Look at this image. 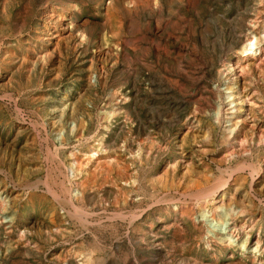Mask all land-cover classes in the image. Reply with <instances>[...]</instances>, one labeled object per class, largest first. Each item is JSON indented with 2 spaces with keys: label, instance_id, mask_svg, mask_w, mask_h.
I'll return each mask as SVG.
<instances>
[{
  "label": "rangeland",
  "instance_id": "374dc122",
  "mask_svg": "<svg viewBox=\"0 0 264 264\" xmlns=\"http://www.w3.org/2000/svg\"><path fill=\"white\" fill-rule=\"evenodd\" d=\"M144 2L0 0V264H264V96L255 94L264 42L254 46L252 61L236 64L237 49L229 51L224 61L237 76L224 74L223 61L208 67L201 59L198 25L207 9L219 6L226 29L243 21L245 42L262 35L264 0H153L162 16L149 21ZM162 67L179 75L187 111L202 99L203 86L231 78L245 87L252 117L236 119L243 134L226 138L234 145H220L222 127L214 150H200L203 160L184 156L187 168L178 145L147 162L168 139L200 135L172 129L148 150L147 133L158 134L146 128L147 104ZM190 119L186 114L182 122ZM91 148L95 158L81 155ZM245 158L260 178L240 174L243 187L233 200L219 193L210 203L161 191L163 173L181 181L195 176L197 165Z\"/></svg>",
  "mask_w": 264,
  "mask_h": 264
},
{
  "label": "bare ground",
  "instance_id": "6f19581e",
  "mask_svg": "<svg viewBox=\"0 0 264 264\" xmlns=\"http://www.w3.org/2000/svg\"><path fill=\"white\" fill-rule=\"evenodd\" d=\"M241 1V0H240ZM153 0H145L142 5L143 10H146L147 16L146 21L152 20V16L159 15L162 16V7L157 4H153ZM197 3V2H196ZM261 7L259 6L258 15H264V7L263 3ZM196 5V4H195ZM185 7V6H184ZM256 10V9H255ZM117 11V10H116ZM207 16H200L199 19V27H200V41L202 44V48L199 51L201 59L208 67H214L216 62L223 61L222 66L224 67V74L229 72L232 75L237 76L235 69L231 66L228 61H224L226 55L229 51L233 49H237V58L236 64L243 59H256V50L259 41L263 40L264 42V29L262 31V35L259 34L258 37L252 36L245 40H242V31L240 30L243 26V21L241 24H238V27H232L231 29H226L222 25H224L220 19H218L217 15L220 13V7L212 5L211 8L206 10ZM240 13V12H239ZM136 14H132V18H136ZM231 16V15H230ZM213 17H215L213 19ZM257 17V16H256ZM139 18V17H138ZM161 19V18H160ZM183 19V18H182ZM226 19V18H225ZM263 19V18H262ZM133 21V20H132ZM226 21V20H225ZM135 22V21H134ZM220 24H219V23ZM258 22V21H257ZM132 23V22H131ZM145 23V22H144ZM180 23V22H179ZM228 23V22H227ZM263 23V22H262ZM162 24V23H161ZM237 24V23H236ZM159 25V24H158ZM167 25V24H166ZM262 25V24H261ZM260 25V26H261ZM171 26V25H170ZM137 27V26H136ZM147 27V26H146ZM180 27V26H179ZM178 27V28H179ZM257 27V25L255 26ZM130 28V27H129ZM243 28V27H242ZM131 29V28H130ZM182 30V29H181ZM177 31V30H176ZM147 33V32H146ZM155 33V31H154ZM159 33V32H158ZM177 33V32H176ZM181 33V32H180ZM156 34V33H155ZM136 35V33H135ZM152 35V34H151ZM187 35V34H185ZM188 36V35H187ZM162 38V37H161ZM135 41V40H134ZM132 43V42H131ZM155 43V42H154ZM160 44V43H159ZM134 45V44H133ZM131 46V45H130ZM193 46V45H192ZM256 46V48H254ZM178 47V46H177ZM186 47V46H185ZM261 47V46H260ZM187 49V48H185ZM134 50V48H133ZM154 50V49H153ZM236 51V50H235ZM143 52V51H142ZM165 52V51H164ZM171 52V51H170ZM184 52V51H183ZM188 52V51H187ZM147 53V52H146ZM196 53V52H195ZM264 53V52H263ZM184 56V55H183ZM194 56V55H193ZM192 56V57H193ZM258 56V55H257ZM147 57V56H146ZM198 57V56H197ZM199 57V58H200ZM252 57V58H251ZM159 58V57H158ZM200 60V59H199ZM259 60V58H258ZM183 61V60H182ZM131 62V61H130ZM242 62V61H241ZM247 62V61H245ZM256 62V61H254ZM142 63V60H141ZM250 63V62H249ZM252 63V62H251ZM147 64V63H146ZM200 64V63H198ZM205 64H203L205 66ZM232 64V63H231ZM193 65V64H192ZM191 65V66H192ZM243 65V64H242ZM132 66V65H131ZM149 66V65H148ZM155 66V65H154ZM188 66V65H187ZM197 66V65H196ZM202 66V65H201ZM202 66V67H204ZM240 66V63L239 65ZM245 66V65H244ZM195 67V66H193ZM200 67V66H198ZM237 67V66H236ZM253 67V66H252ZM244 68V67H243ZM176 69V68H175ZM131 70V69H130ZM180 70V69H179ZM199 70V69H198ZM246 70V69H244ZM151 71V67H150ZM176 71V70H175ZM182 71V70H181ZM138 72V71H137ZM201 72V70H200ZM243 72V71H242ZM204 73V72H202ZM131 74V73H130ZM255 74V73H254ZM189 75V74H188ZM257 75H259L260 84L256 86L257 97L263 98L264 96V67L257 68ZM222 76V75H221ZM256 76V75H255ZM197 77V76H196ZM202 77V75H201ZM200 77V78H201ZM211 77V76H210ZM217 77V76H216ZM233 77V76H232ZM179 75L175 73H171V71L167 70V67H162V71L158 72L156 77V96L152 97V99L148 100L147 110H149V115L152 116L150 118V123L147 124V129H154V132L158 134V136L154 135L153 132L147 133L146 138V146L148 150L152 147L157 146V142L159 138L161 139L167 137L168 134L172 133V129L177 131H183L185 129H194L200 133L199 137L189 136L188 133L183 135L181 132V137H179V141L177 138L169 140L165 143L164 148H159L155 152L154 156H150L147 158L148 163L155 162L160 159L163 153L169 151L174 146L178 145L177 151L179 157V163L184 165L187 168L186 164L188 162L184 161V156L188 154L192 158H196L198 160H203L200 150L212 149L214 150L215 146L218 143L219 137H217V132L222 129L225 131L224 135H222L220 140V145L230 146L227 142L226 138L229 135H234L237 133H242L243 128L241 126H237L236 119L240 116V122H247V120L251 119V113H248L246 101L244 99L245 87L242 89L237 85L235 79L228 78L225 81H221L222 83H215V85L208 87H204V95L202 99L196 100L193 102L192 107L187 111L186 99L184 98L183 89L185 87H181L178 81ZM198 78V79H200ZM203 78V77H202ZM221 78V77H220ZM257 78V77H256ZM258 79V78H257ZM256 79V80H257ZM194 80V79H193ZM192 80V81H193ZM207 80V79H206ZM205 80V81H206ZM223 80V79H222ZM251 80V79H250ZM255 80V79H254ZM253 80V81H254ZM255 80V81H256ZM199 81V80H198ZM202 81V80H201ZM207 82V81H206ZM259 82V81H258ZM151 83V81H150ZM196 83V82H195ZM247 83V82H246ZM251 83V82H250ZM253 84V83H252ZM153 85V84H152ZM183 85V84H182ZM191 85V84H190ZM243 86V85H242ZM252 86V85H251ZM200 88V87H199ZM247 88V87H246ZM252 88V87H251ZM248 89V88H247ZM253 89V88H252ZM249 90V89H248ZM197 91V89H196ZM201 91V90H200ZM254 91V90H252ZM251 91V92H252ZM72 90L66 91L67 93H71ZM255 92V91H254ZM247 93V92H246ZM68 94V95H69ZM197 94V93H195ZM194 94V95H195ZM224 95V96H223ZM251 96V95H250ZM150 97V96H149ZM191 97V96H190ZM198 97V96H197ZM196 97V98H197ZM65 98V97H64ZM136 98V97H135ZM247 98V97H246ZM130 99V98H129ZM154 99H158L154 101ZM252 99V98H251ZM192 100V99H191ZM61 101V99H60ZM63 102V101H62ZM65 105V104H64ZM250 105V104H249ZM248 105V106H249ZM133 106V105H132ZM187 111V112H186ZM211 111L212 114L210 113ZM81 113V112H80ZM132 115L135 117L136 112L134 106L131 109ZM189 113V114H188ZM191 116L193 121H183L185 115ZM210 114V115H209ZM107 116V113H106ZM114 116V115H113ZM110 117H108L109 119ZM190 119V120H191ZM255 120V119H254ZM253 120V121H254ZM130 122V121H129ZM252 122V121H251ZM253 123V122H252ZM243 124V123H242ZM244 125V124H243ZM102 126V125H101ZM246 126V125H244ZM120 127V126H119ZM122 127V126H121ZM110 129V128H109ZM192 129V130H193ZM247 129V128H246ZM120 130V129H119ZM247 131H244V138L247 139ZM186 132V131H185ZM188 132V131H187ZM194 132V131H193ZM184 133V132H183ZM243 134V133H242ZM142 135V134H141ZM230 135V136H231ZM253 135V134H251ZM242 137V136H241ZM251 137V136H250ZM136 138V137H135ZM139 139V138H138ZM234 139V138H233ZM237 139V138H236ZM243 139V138H242ZM87 140V139H86ZM238 140V139H237ZM231 141V140H230ZM235 141V140H234ZM241 141V140H240ZM243 141V140H242ZM248 141V140H247ZM93 145H96L98 140L93 141ZM237 143V141H236ZM235 143V144H236ZM124 144V143H123ZM232 144V143H231ZM249 144V143H248ZM104 145V144H103ZM234 145V144H232ZM163 146V145H162ZM211 147V148H209ZM238 147V146H237ZM137 148V147H136ZM190 148H194L190 150ZM235 148V147H234ZM227 151V150H226ZM234 152V150H231ZM111 152V151H110ZM140 150H137L135 153L138 155ZM203 153V151H201ZM210 153V151H207ZM215 152V151H214ZM225 152V150H224ZM236 152V151H235ZM109 153V152H108ZM99 154V153H98ZM102 154V153H101ZM212 154V153H211ZM223 154V153H222ZM247 154V153H246ZM84 157H89L91 159L95 158L97 155L92 148L90 150L84 151L81 153ZM187 155V156H188ZM206 156V153L204 154ZM213 155V154H212ZM82 157V158H84ZM128 157V156H127ZM207 157V156H206ZM231 158V156H230ZM229 158V159H230ZM261 158V157H260ZM75 159V158H74ZM207 159V158H206ZM226 159V158H225ZM77 160V159H76ZM192 160V159H191ZM190 160V162H191ZM194 160V159H193ZM222 160V159H220ZM262 160V159H261ZM78 161V160H77ZM77 161L75 164L78 165ZM89 161V160H88ZM95 161V159H94ZM187 161V160H186ZM218 161V160H216ZM263 161V160H262ZM93 162V161H92ZM219 162V161H218ZM192 163V162H191ZM190 163V164H191ZM56 164V163H55ZM215 165L214 171L211 169L212 165ZM226 164V163H225ZM208 166L205 165H197L196 168H192V171L195 173V176L183 178L181 181L175 180L174 178L169 179V173H163V177L160 178L163 182V186L161 191L165 194L164 196H170L171 192L179 194L182 197L193 196L197 198H207L209 201L212 199V202L216 196L230 197V200L235 199L240 193V188L243 185L240 184L239 176L240 174H248L252 178V180H257L260 178V171L256 169V164L250 161L249 159H240L236 161L234 164L220 165L217 162L211 161L208 163ZM213 165V166H214ZM178 166V165H177ZM263 166V164H262ZM86 167V166H85ZM161 167V166H160ZM91 169V168H90ZM184 169V168H183ZM96 170V169H95ZM264 172V171H263ZM185 174V172H184ZM191 174V173H190ZM193 174V173H192ZM189 175V174H188ZM172 176V175H171ZM179 176V175H178ZM187 176V175H185ZM250 178V180H251ZM166 180V185H165ZM246 181V180H245ZM263 181V180H262ZM127 183V182H126ZM169 183V184H168ZM44 185V184H43ZM249 187V186H248ZM103 188V187H102ZM250 188V187H249ZM151 189V188H150ZM250 190V189H249ZM26 191V190H25ZM68 193V192H67ZM70 194V193H69ZM139 194V193H138ZM251 194V193H249ZM248 194V195H249ZM253 194V193H252ZM253 196V195H252ZM261 196V195H260ZM74 198V197H73ZM179 198V197H178ZM196 198V199H197ZM264 198V197H262ZM159 199V198H158ZM185 199V198H184ZM242 200L251 201L246 194L241 195ZM254 199V198H253ZM156 200V199H155ZM227 200V199H226ZM262 200V199H261ZM71 201L73 199L71 198ZM181 201V200H180ZM208 201V200H207ZM222 201V200H221ZM253 201V200H252ZM256 201V200H255ZM159 202V201H158ZM189 202V201H188ZM206 202V201H204ZM218 202V201H217ZM238 202V201H237ZM147 203V202H146ZM211 203V201H210ZM232 203V201H231ZM247 203V202H246ZM251 203V202H250ZM6 205V203H4ZM202 204V203H201ZM230 204V203H228ZM240 204V203H239ZM245 204V203H244ZM252 204V203H251ZM157 205V204H156ZM179 205V204H177ZM188 205V204H187ZM197 205V204H196ZM237 205V204H236ZM246 205V204H245ZM176 206V204H175ZM181 206V205H180ZM185 206V205H184ZM189 206V205H188ZM200 206V205H199ZM217 206V205H216ZM234 206V205H233ZM240 206V205H239ZM106 207V205H105ZM146 207V206H145ZM156 207V206H155ZM205 207V206H204ZM220 207V206H219ZM183 208V207H182ZM192 208V207H190ZM203 208V207H202ZM218 208V206H217ZM225 208V207H224ZM242 208V207H241ZM248 208V207H247ZM77 209V208H76ZM146 209V208H144ZM205 209V208H204ZM212 209V208H211ZM228 209V208H226ZM78 210V209H77ZM133 210V209H132ZM177 210V209H176ZM180 210V209H179ZM186 210V209H185ZM208 210V209H207ZM217 210V209H216ZM224 210V209H223ZM233 210V209H232ZM240 210V208H239ZM222 211V210H221ZM220 211V212H221ZM229 211V210H228ZM245 211V210H244ZM134 212V211H132ZM141 212V211H140ZM218 212V211H217ZM8 213V212H7ZM188 213V212H187ZM191 213V212H190ZM222 213V212H221ZM226 213V212H225ZM133 214V213H131ZM179 214V213H178ZM224 214V212H223ZM234 214V213H233ZM27 215V214H26ZM74 215V213H73ZM135 215V214H134ZM137 215V214H136ZM230 215V214H229ZM242 215V214H241ZM125 216V215H124ZM143 216V215H142ZM203 216V215H202ZM217 216V215H216ZM220 216V215H218ZM227 216V215H226ZM7 217V216H6ZM10 217V216H9ZM132 217V216H131ZM136 217V216H135ZM138 217V216H137ZM231 217V216H230ZM236 217V216H235ZM130 218V217H129ZM176 218V217H175ZM228 218V217H227ZM6 220L9 218H5ZM132 218H130L131 221ZM141 219V218H140ZM172 219V217H171ZM241 219V218H239ZM139 220V219H138ZM87 221V220H86ZM135 219L132 220L134 222ZM224 221V220H223ZM227 221V220H225ZM224 221V222H225ZM232 221V220H231ZM236 221V219H235ZM131 222V223H132ZM234 223V221H232ZM85 223V222H83ZM130 223V224H131ZM239 223H237V228ZM182 225V224H181ZM226 225V223L224 224ZM244 225V224H243ZM247 225V223H246ZM234 226V225H233ZM174 227V226H173ZM185 227V226H183ZM243 227V226H241ZM159 228V227H158ZM169 229V228H168ZM186 229V228H185ZM225 229V227H224ZM161 230V229H160ZM184 231V230H183ZM213 231V230H212ZM227 231V230H226ZM206 232V231H205ZM223 232V231H222ZM228 232V231H227ZM174 233V231H173ZM180 233V232H179ZM138 234V233H137ZM187 234V233H186ZM226 234V233H223ZM222 234V235H223ZM195 235V234H194ZM208 235V232H207ZM165 236V235H164ZM230 236V235H229ZM227 236V237H229ZM130 237V236H129ZM230 239V238H229ZM217 240V239H216ZM226 240V239H225ZM185 241V240H184ZM218 241V240H217ZM230 242V241H229ZM234 244V243H233ZM240 244V242H239ZM243 244V243H242ZM213 245V244H212ZM223 245V244H222ZM239 246V245H238ZM245 249V248H244ZM158 251V249H157ZM180 253V252H179ZM259 253V251H258ZM257 253V254H258ZM262 254V253H261ZM260 254V255H261ZM155 256V254H154ZM157 257V256H155ZM183 264V263H182Z\"/></svg>",
  "mask_w": 264,
  "mask_h": 264
}]
</instances>
